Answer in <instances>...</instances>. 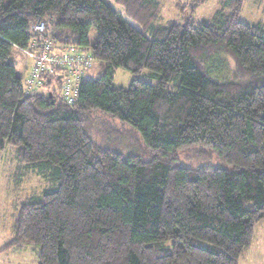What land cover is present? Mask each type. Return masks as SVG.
Instances as JSON below:
<instances>
[{
  "label": "trees",
  "instance_id": "trees-1",
  "mask_svg": "<svg viewBox=\"0 0 264 264\" xmlns=\"http://www.w3.org/2000/svg\"><path fill=\"white\" fill-rule=\"evenodd\" d=\"M111 1L120 9L0 0V151L17 147L52 184L18 209L6 247H37L38 264H239L264 220V27L240 21L245 0H224L211 21L165 26L159 0ZM38 22L104 64L73 105L58 91L24 92L11 49ZM218 53L234 59L232 79L206 72ZM119 68L135 75L127 88L113 84ZM142 70L157 84L139 80ZM93 111L138 131L143 152L100 147L86 130ZM193 145L230 169L177 166Z\"/></svg>",
  "mask_w": 264,
  "mask_h": 264
},
{
  "label": "rangeland",
  "instance_id": "rangeland-1",
  "mask_svg": "<svg viewBox=\"0 0 264 264\" xmlns=\"http://www.w3.org/2000/svg\"><path fill=\"white\" fill-rule=\"evenodd\" d=\"M114 10H119L111 0H103ZM224 0H208L197 6L191 0H159L160 20L158 24L169 25L183 23L188 17L195 21H211L215 12L224 5ZM239 19L241 22L264 27V0H245ZM97 40V31L92 28L88 35L89 45ZM215 55V56H214ZM208 61L206 72L217 81L229 80L234 76L235 61L224 53L214 54ZM11 59L16 73L23 80L28 74L30 61L16 47L11 49ZM213 60V61H212ZM104 70V64L95 61L92 69L86 73L85 79H98ZM134 74L119 68L114 75L113 84L116 87L127 88ZM141 81L156 85L157 81L148 70H142L136 75ZM90 125L86 130L97 144L122 153L141 154L144 150L141 135L119 120L113 119L100 111L90 114ZM17 147L6 145L0 151V264H38V248L22 246L7 248L14 237L13 224L21 205L31 198L39 197L44 190L52 187L50 178L38 168H29L17 158ZM175 164L186 168H222L229 170L230 166L222 162L209 148L193 145L177 153ZM239 264H264V220L254 229L251 246L241 256Z\"/></svg>",
  "mask_w": 264,
  "mask_h": 264
},
{
  "label": "built area",
  "instance_id": "built-area-1",
  "mask_svg": "<svg viewBox=\"0 0 264 264\" xmlns=\"http://www.w3.org/2000/svg\"><path fill=\"white\" fill-rule=\"evenodd\" d=\"M16 48L30 61L23 80L27 95L43 93L50 98L58 91L65 104L77 101L81 83L95 62L89 49L57 41L46 33L44 22L35 24L34 36L26 47Z\"/></svg>",
  "mask_w": 264,
  "mask_h": 264
}]
</instances>
